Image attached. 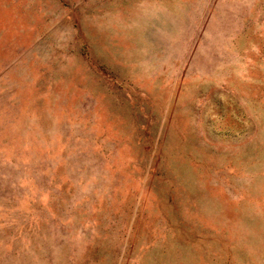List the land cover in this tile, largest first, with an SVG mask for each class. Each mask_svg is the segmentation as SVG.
I'll list each match as a JSON object with an SVG mask.
<instances>
[{"label": "rangeland", "instance_id": "374dc122", "mask_svg": "<svg viewBox=\"0 0 264 264\" xmlns=\"http://www.w3.org/2000/svg\"><path fill=\"white\" fill-rule=\"evenodd\" d=\"M0 264H264V0H0Z\"/></svg>", "mask_w": 264, "mask_h": 264}]
</instances>
